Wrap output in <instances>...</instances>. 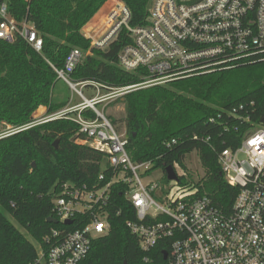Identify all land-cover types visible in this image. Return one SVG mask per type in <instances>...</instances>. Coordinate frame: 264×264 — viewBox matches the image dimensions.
I'll return each mask as SVG.
<instances>
[{
	"label": "trees",
	"instance_id": "trees-1",
	"mask_svg": "<svg viewBox=\"0 0 264 264\" xmlns=\"http://www.w3.org/2000/svg\"><path fill=\"white\" fill-rule=\"evenodd\" d=\"M5 1L19 24L26 22L33 27L41 38V49L35 50L20 36L12 42L0 38V126H23L34 119L39 106L51 114L67 104V99L54 94L58 79L53 67L62 68L73 48L81 49L84 56L70 73L72 79L92 80L105 87L139 81L137 74L117 65L119 50L131 41L126 30L107 50L93 48L81 33L101 7L92 21L118 0ZM123 1L130 10L131 26L147 24L152 0ZM121 99L130 158L151 161L146 174L161 168L165 181L164 167L179 166L185 174L179 176L178 183L195 190L192 198L208 196L228 211L237 189L226 182L217 156L223 148L235 147L240 141L241 131L235 127L241 126L236 116L244 114L239 111L241 104L254 102L256 116L252 118L263 114L264 61L137 89ZM110 121L116 122L111 117ZM82 137L78 124L62 117L0 138V264H28L36 256V245L43 243L52 228L62 227L47 219L56 217L52 198L63 183L92 188L110 180L112 168L106 154L76 141ZM192 151L204 169L197 181L188 175L184 164ZM100 172L105 174L101 181ZM126 187L123 183L111 185L105 207L110 229L92 239L88 254L78 264H166L162 253L169 250L168 241L143 251L127 227L126 221L135 219V210L124 196ZM80 219L74 217L68 228L80 226Z\"/></svg>",
	"mask_w": 264,
	"mask_h": 264
},
{
	"label": "built area",
	"instance_id": "built-area-1",
	"mask_svg": "<svg viewBox=\"0 0 264 264\" xmlns=\"http://www.w3.org/2000/svg\"><path fill=\"white\" fill-rule=\"evenodd\" d=\"M129 20L130 10L120 0L105 10L99 24H86L81 33L93 48L107 50L126 30L131 41L119 50L117 65L137 74L138 82L105 87L92 80L72 79L70 73L84 56L81 49L73 48L62 68L53 69L81 101L70 99L51 114L39 106L31 122L19 127L5 124L0 131L1 138L65 117L78 124L83 137L76 141L105 153L112 168L110 180L102 185H61L52 202L54 218L62 227L52 228L36 245V256L28 264H78L85 258L92 239L110 229L105 207L113 183L127 186L124 196L134 207L135 219L126 225L141 249L149 251L159 241H168L166 264H264V110L259 119L252 118L254 102L241 104L239 111L244 114L236 115L241 126L235 127L241 131L240 141L218 153L226 182L237 189L230 209L224 211L208 196L192 198L195 190L178 183L185 172L181 169L178 174L177 165L173 167L177 180L144 182L141 175H146L151 161H133L126 148L128 139L96 106L101 102L106 106L137 89L264 61V0H152L147 24L133 27ZM17 36L41 49V38L33 27L19 24L6 1L0 0V38L12 42ZM83 88L96 91L86 97ZM99 89L106 93L100 95ZM104 177L100 172L98 179ZM74 217L83 222L69 229Z\"/></svg>",
	"mask_w": 264,
	"mask_h": 264
},
{
	"label": "rangeland",
	"instance_id": "rangeland-1",
	"mask_svg": "<svg viewBox=\"0 0 264 264\" xmlns=\"http://www.w3.org/2000/svg\"><path fill=\"white\" fill-rule=\"evenodd\" d=\"M118 1H120V0H118ZM90 22H91V25H89V26H93V25L99 24L101 21L99 19L98 20H94V21H92V19H90L89 22H87V25ZM82 90H83V92H84L86 97H90L96 91V89H89V88H83ZM99 93H100V95L101 94H105L106 91L105 90H100ZM54 94H58L59 96L63 97L64 99H67V101H69L71 99L72 103H76V102H80L81 101L80 97H78L77 94L75 92H73L68 87V85L61 79H58L55 82ZM121 98H122V96L121 97H117L113 101H110V103H108L106 106H105V104L103 102L98 103L96 106H97L98 109H102L104 111V113L109 118L110 117L114 118L116 120V122L112 123V124L114 125L115 129L120 134H124L125 133V127H124L123 118L125 116V110H124V104H123ZM2 127L3 126H0V131H4L5 130ZM184 164L186 166V172L188 173V175H190V177L192 178L193 181H197L203 176L204 169L202 168V166L200 164V161H199V158H198V155H197V153L195 151H192L191 153L186 155ZM32 165L34 166L35 163L33 162ZM176 172H178V174H180L181 168L180 167H176ZM141 176H142L144 182H148L150 180H154V181L160 182V184H165L166 183V181L164 179V174H163V171H162L161 168H154L149 174L141 175ZM7 217L30 240V236L24 231V229L21 228L12 217H10L9 215H7Z\"/></svg>",
	"mask_w": 264,
	"mask_h": 264
},
{
	"label": "water",
	"instance_id": "water-1",
	"mask_svg": "<svg viewBox=\"0 0 264 264\" xmlns=\"http://www.w3.org/2000/svg\"><path fill=\"white\" fill-rule=\"evenodd\" d=\"M57 144H58V139L53 141L54 147H57ZM163 170H164V173L166 175V179L167 180H177L176 172H175V170H174V168L172 166L167 165V166L164 167ZM47 220H48V222H51V223H56L57 222V220L55 218H53V217H50ZM66 223H71V220H66ZM166 255H167V253L164 252V259L166 258ZM123 264H127V262L124 261Z\"/></svg>",
	"mask_w": 264,
	"mask_h": 264
},
{
	"label": "crops",
	"instance_id": "crops-1",
	"mask_svg": "<svg viewBox=\"0 0 264 264\" xmlns=\"http://www.w3.org/2000/svg\"><path fill=\"white\" fill-rule=\"evenodd\" d=\"M101 9H102V7L99 9V11H100ZM99 11H98V12H99ZM98 12H97V13H98ZM104 12H105V11H104ZM104 12H103V14H104ZM97 13H96V14H97ZM96 14H95V15H96ZM103 14H102L101 17L99 18V20L102 18ZM95 15H94L91 19H93V18L95 17ZM76 103H78V102H76Z\"/></svg>",
	"mask_w": 264,
	"mask_h": 264
},
{
	"label": "bare ground",
	"instance_id": "bare-ground-1",
	"mask_svg": "<svg viewBox=\"0 0 264 264\" xmlns=\"http://www.w3.org/2000/svg\"><path fill=\"white\" fill-rule=\"evenodd\" d=\"M95 146H96V147H101V148H103V149H106V148H104L103 146L98 145V144H95Z\"/></svg>",
	"mask_w": 264,
	"mask_h": 264
}]
</instances>
